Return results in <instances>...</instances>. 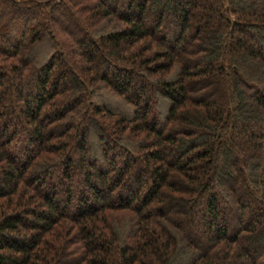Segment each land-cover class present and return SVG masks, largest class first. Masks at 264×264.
<instances>
[{"label": "trees", "instance_id": "1", "mask_svg": "<svg viewBox=\"0 0 264 264\" xmlns=\"http://www.w3.org/2000/svg\"><path fill=\"white\" fill-rule=\"evenodd\" d=\"M0 264H264V0H0Z\"/></svg>", "mask_w": 264, "mask_h": 264}]
</instances>
